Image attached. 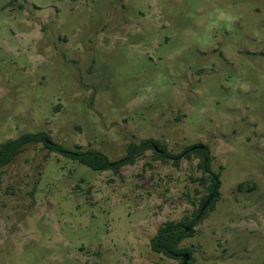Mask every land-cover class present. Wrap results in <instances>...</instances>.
Segmentation results:
<instances>
[{"label":"rangeland","instance_id":"1","mask_svg":"<svg viewBox=\"0 0 264 264\" xmlns=\"http://www.w3.org/2000/svg\"><path fill=\"white\" fill-rule=\"evenodd\" d=\"M37 132L112 162L206 147L220 197L187 264H264V0H0V146ZM198 163L26 146L0 169V264H183L150 240L199 208Z\"/></svg>","mask_w":264,"mask_h":264},{"label":"trees","instance_id":"2","mask_svg":"<svg viewBox=\"0 0 264 264\" xmlns=\"http://www.w3.org/2000/svg\"><path fill=\"white\" fill-rule=\"evenodd\" d=\"M30 144H42L49 152L59 154L98 173L112 171L117 174L122 167L134 165L136 160L148 150L153 151L162 163L171 162L175 167L178 166L179 159L182 155H185L187 159L192 155H196L199 158L197 169L203 175L200 178V184L207 192L199 208L191 218H184L180 222H166L162 224L157 229L155 236L150 240V249L152 252L179 260L181 263H183V255H187L190 259L191 253L187 249L180 248V243L186 237L193 234L194 227L214 209L220 197L219 175L211 169L209 153L206 147H203V149L190 147L181 155H172L167 153L164 144H161L159 141L145 139L138 144H129L126 148L125 156L112 162L103 153L96 150L76 148L75 151H66L55 144L48 133L37 132L23 134L15 140L2 144L0 146V169L10 164ZM207 202H209L208 205L201 212Z\"/></svg>","mask_w":264,"mask_h":264},{"label":"water","instance_id":"3","mask_svg":"<svg viewBox=\"0 0 264 264\" xmlns=\"http://www.w3.org/2000/svg\"><path fill=\"white\" fill-rule=\"evenodd\" d=\"M198 148H199V149H203V147H201V146H199ZM208 203H209V202H207V203L205 204V206L202 208L201 212H203V211L205 210V208H206V206L208 205ZM187 259H188V256H187V255H183V264H187Z\"/></svg>","mask_w":264,"mask_h":264}]
</instances>
